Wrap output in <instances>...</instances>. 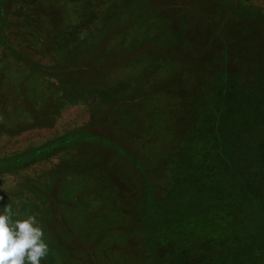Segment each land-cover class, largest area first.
<instances>
[{
	"label": "rangeland",
	"instance_id": "obj_1",
	"mask_svg": "<svg viewBox=\"0 0 264 264\" xmlns=\"http://www.w3.org/2000/svg\"><path fill=\"white\" fill-rule=\"evenodd\" d=\"M227 74L264 92V0H0V206L36 216L41 264H176L171 236L218 221L227 264H264L262 203L216 201L169 163ZM71 132L95 140L11 157ZM197 241L170 246L177 264Z\"/></svg>",
	"mask_w": 264,
	"mask_h": 264
},
{
	"label": "trees",
	"instance_id": "obj_2",
	"mask_svg": "<svg viewBox=\"0 0 264 264\" xmlns=\"http://www.w3.org/2000/svg\"><path fill=\"white\" fill-rule=\"evenodd\" d=\"M214 78L218 79L219 82L213 79L216 83L211 86L209 99L214 101L220 97L221 100L217 103L210 100L212 103L207 104L204 108L203 116L200 119L196 118V123L188 133L184 145L179 147L175 156H172L169 161L171 167L175 169L172 175H186L188 179H190V175L196 179H202L207 196H212L216 201L225 202L226 199H230L236 200L237 204L250 201L253 206L258 205V203H262L264 206V195L260 198L258 192L252 191L248 185L253 168L264 166V92L259 94L256 91L257 87L244 86L240 81L237 82L231 74ZM41 82L47 87L48 83ZM215 105L222 107L218 114H216ZM251 111L255 112L252 113ZM254 118L262 120L263 124L255 123L253 128L251 124L255 120ZM220 121L223 122V124H219L222 130L217 129V123ZM48 124L49 120L43 126ZM34 126L31 124L28 127ZM89 140L94 141L95 139H91L89 135L81 132H71L46 141L44 144L35 147L36 149L29 150L21 156L11 157L20 159L21 162L17 166L24 165L32 160H40L54 155L66 147L71 148L76 143ZM253 145L254 147H252ZM237 150H239L240 155L236 153ZM36 151L37 155L35 154ZM11 157H4L2 160L7 161ZM127 158L137 167L139 172H142L139 161L134 157ZM5 164L6 162L3 165L0 164L1 170L8 168L9 165L5 166ZM171 171L167 172L168 176H171ZM220 224L221 221L207 227H201L199 224L201 234L196 233L195 236L191 234L185 236L182 232L172 235L171 240H168L166 244L164 243L163 258L169 256L172 260L176 259L175 262L178 263L180 259L173 256L174 252H171L170 246H174L176 242L198 238L199 246L193 247L200 256L197 257L195 253L190 251V248L185 250L186 256H196L185 259L186 264H222V259L224 264H227L229 257L225 255L226 248L233 247V242L230 237L219 232ZM216 230L218 231L216 232ZM220 249H223L222 252Z\"/></svg>",
	"mask_w": 264,
	"mask_h": 264
},
{
	"label": "clouds",
	"instance_id": "obj_3",
	"mask_svg": "<svg viewBox=\"0 0 264 264\" xmlns=\"http://www.w3.org/2000/svg\"><path fill=\"white\" fill-rule=\"evenodd\" d=\"M0 208V264H41L49 246L36 216L14 219L11 205Z\"/></svg>",
	"mask_w": 264,
	"mask_h": 264
}]
</instances>
